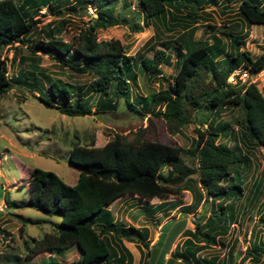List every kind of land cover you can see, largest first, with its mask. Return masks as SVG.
<instances>
[{"label":"trees","instance_id":"obj_1","mask_svg":"<svg viewBox=\"0 0 264 264\" xmlns=\"http://www.w3.org/2000/svg\"><path fill=\"white\" fill-rule=\"evenodd\" d=\"M68 1L0 0V53L4 47L13 51L9 61L7 57L0 59V94L17 84L38 92L37 98L47 106L73 116L93 114L90 102L94 97L101 113L116 110L122 100L131 108L141 107L146 113L163 118L170 127L190 122L187 107L191 106L200 127L195 129L196 137L188 147L150 140L134 145L119 136L101 146H95L94 139L88 144L72 142L69 162L78 170L73 185L52 171L33 168L22 185L27 184L29 199L13 204L59 215L60 221L53 223V232L33 238L32 245L25 239L27 255L59 253L77 246L80 258L76 262H63L50 255L46 262L37 264H133V254L123 243L127 240L139 245L137 264H156L161 247L154 255L150 248L145 250L149 228L114 219L108 205L129 194L138 195L139 201L143 198L142 208L147 212L173 209L181 206V201L165 198L172 191L171 185L182 184L192 195V201L180 207L183 213L195 215L199 206L206 211L208 202L211 210L207 216L203 213L193 217V228L182 231L184 239L170 251L164 264H264V236L256 232L250 236L237 263V238L229 246L231 238L224 242L237 222L236 202L245 195L241 163L248 165L249 159L246 154L239 158L232 147L218 141L230 132L239 152L240 144L264 147L263 93L255 82L238 80L234 85L227 81L228 75L238 68L250 74L264 71V49L254 58L241 49L247 34L232 29L212 34V42L194 39L197 27L192 24L206 6L223 3L227 9L230 0H138L141 20L131 21L125 14L128 0H73L69 5L73 12L87 14L90 7L95 14L88 16L78 35L72 40L63 39V20L43 25L39 31L44 38L29 39L40 23L39 10L47 8L59 14L61 5ZM237 9L247 24H264V0H240ZM116 25H126L133 32H141L147 25L170 31L181 28L183 32L174 40L162 41L164 49H156L152 57L143 55L138 60L127 54L119 40L97 39L100 29ZM219 34L224 35L225 41ZM20 45L30 49L29 55L18 59L21 63L29 60V69L10 73ZM37 52L50 55L62 68L94 78L86 87L52 79L37 67ZM161 64L177 69L171 77L173 82L163 77ZM136 68L162 87L146 96H133L131 83L136 80ZM201 72L211 76L215 85L196 94L193 81ZM228 108L240 112L236 133L229 123L217 119ZM184 158L194 160L193 164L186 165ZM252 192L253 205L263 196L258 220L264 228V184H255ZM154 197L163 200L152 207L146 201ZM23 231L22 225L19 232ZM215 245L227 247L226 256L219 259L201 255Z\"/></svg>","mask_w":264,"mask_h":264},{"label":"rangeland","instance_id":"obj_2","mask_svg":"<svg viewBox=\"0 0 264 264\" xmlns=\"http://www.w3.org/2000/svg\"><path fill=\"white\" fill-rule=\"evenodd\" d=\"M16 1L21 2L22 0ZM239 1L230 0L227 9L222 7L223 3H220L218 6L208 5L200 10L198 19L192 23L197 27L194 39L212 42V34L218 35V32L227 29L246 33L247 37L241 49L248 51L255 58L264 49V24H247L238 12ZM71 3L73 0L63 3L59 14L47 8L39 10L37 14L40 23L37 24L38 28L29 35V39L34 41L44 38L39 31L43 25L49 22L56 24L63 20H66L61 31L63 39L72 40L78 35L80 27L92 14L89 13V8L87 14L81 11L73 12L69 6ZM128 5L129 8L126 7L125 11L126 19L128 21L141 20L138 0H128ZM182 32L181 28L170 31L157 28L156 25H147L141 32H133L126 25H116L100 29L97 32V39L119 40L125 46L127 54L139 60V57L143 55L152 57L156 49H164L162 41L174 40ZM219 35L225 41L224 35ZM29 53L30 49L24 45L18 46L17 56L10 68V73L19 72L20 69H29V60L25 63L18 61L19 57L27 56ZM36 54L39 57L37 67L52 79H61L63 82L86 87L94 78L88 73H77L60 67L50 55L41 52ZM12 55L13 51L4 47L1 50L0 59L7 57L9 61ZM159 68L163 77L173 82L171 77L176 75L177 69L173 65L165 64H161ZM136 71V80L131 83L133 96H146L162 87L154 78L148 79L146 74L137 68ZM38 75L40 76V73ZM246 82H255L264 95V71L251 74ZM193 83V91L196 94L202 90L212 89L215 85L211 76L203 72ZM37 95L38 92H32L17 84L11 90L0 94V205H2L0 208V264H37L46 262L51 255L44 251L32 257L28 256L24 241L26 239L29 241L28 244L32 245L33 238L40 239L45 233L53 232V223L59 222L60 216L47 215L31 206L13 204V202L19 203L29 199L28 186L27 184L22 185L33 168L52 171L67 184L73 185L77 181L78 170L69 162L72 142L88 144L91 139H94L95 146H101L108 140L119 136L125 143L134 145L142 140H150L188 147L192 139L196 137L195 129L200 127L191 106L187 107L190 122L170 127L163 118L146 113L141 107L131 108L122 100H119L116 110L101 113L96 108L97 97H94L90 102L93 114L73 116L60 113L56 108L47 106L37 98ZM239 117L240 112L237 109L228 108L222 111L217 119L229 123L236 133V120ZM218 141L232 147L239 158L246 154L249 159L248 165L241 163L245 195L236 202L239 205L237 222L233 224L231 233L224 239V242H227L231 238L229 246L231 241L237 238L234 260L237 263L249 243L250 236L255 232L261 237L264 236V228L258 220L262 212L259 208L263 196L254 205L250 200L254 185L264 184V147L258 145L248 148L240 144L241 152H239L234 147L233 133L230 132L221 135ZM184 162L191 166L194 160L184 158ZM171 186L172 191L165 199L179 200L181 206L192 201L191 192L184 189L182 184ZM138 197V195L129 194L120 196L109 204L108 208L112 211L114 219L118 221L149 228V245L145 250L150 248L154 255L157 253V248L161 247L156 264H164L170 251L177 243L182 242L184 239L182 231L185 228H193L194 216L203 213L207 216L211 210L210 202H208L206 211L199 206L195 215L183 213L180 205L173 209L165 208L147 212L142 208V201L145 203V200L141 198L142 201H139ZM161 200L163 199L154 197L146 203L153 204V207ZM32 220L36 222H31ZM22 225L24 231L20 233L19 227ZM127 246L133 251L134 264H137L140 255L139 245L127 241ZM226 252L227 247L221 248L215 245L205 249L201 255L217 256L221 259L226 256ZM53 256L67 263L76 262L80 258L76 247L62 253L54 252ZM173 264L183 263L176 261Z\"/></svg>","mask_w":264,"mask_h":264},{"label":"built area","instance_id":"obj_3","mask_svg":"<svg viewBox=\"0 0 264 264\" xmlns=\"http://www.w3.org/2000/svg\"><path fill=\"white\" fill-rule=\"evenodd\" d=\"M89 13L94 14L93 10L89 8ZM249 78L247 70L235 69L227 77V81L231 84H237L238 80L241 82L246 81ZM2 205H0L1 208Z\"/></svg>","mask_w":264,"mask_h":264},{"label":"crops","instance_id":"obj_4","mask_svg":"<svg viewBox=\"0 0 264 264\" xmlns=\"http://www.w3.org/2000/svg\"><path fill=\"white\" fill-rule=\"evenodd\" d=\"M129 242H131V243H134V244H136V242H132V241H129ZM123 243L125 244V246L126 247H128L127 246V241L125 242V241H123ZM73 247H76L77 248V246H72V247H70V248H73ZM70 248H68V249H70ZM129 248V247H128ZM67 249V250H68ZM130 249V248H129ZM77 250H78V248H77ZM66 251V250H65ZM79 251V250H78ZM130 251L132 252V254H133V257H134V253H133V251L130 249ZM64 252V251H63ZM60 253H62V252H60ZM140 253V252H139ZM52 256L54 255V253H50ZM139 257H140V255H139ZM139 259V258H138ZM134 262H135V257H134ZM134 264V263H133Z\"/></svg>","mask_w":264,"mask_h":264},{"label":"clouds","instance_id":"obj_5","mask_svg":"<svg viewBox=\"0 0 264 264\" xmlns=\"http://www.w3.org/2000/svg\"><path fill=\"white\" fill-rule=\"evenodd\" d=\"M90 8V7H89ZM92 9V8H91ZM93 10V9H92ZM94 12V11H93ZM93 15H95V14H92L91 16H93ZM238 69H242V68H238ZM245 70V69H244ZM248 72V71H247ZM248 74H249V72H248ZM251 74H249V76H250ZM240 81V80H239ZM241 82V81H240ZM244 82H246V81H244ZM246 83H249V82H246Z\"/></svg>","mask_w":264,"mask_h":264}]
</instances>
